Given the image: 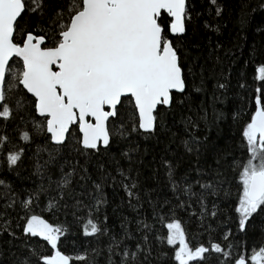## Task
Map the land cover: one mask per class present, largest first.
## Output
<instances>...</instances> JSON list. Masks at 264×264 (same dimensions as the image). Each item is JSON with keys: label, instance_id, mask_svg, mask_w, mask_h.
I'll use <instances>...</instances> for the list:
<instances>
[{"label": "snow or ice", "instance_id": "6c2138e0", "mask_svg": "<svg viewBox=\"0 0 264 264\" xmlns=\"http://www.w3.org/2000/svg\"><path fill=\"white\" fill-rule=\"evenodd\" d=\"M208 4L222 67L239 45L220 38L225 5ZM195 11L194 0H0V264H264V52L253 49L246 63L261 62L239 92L231 71L213 77L209 118L190 97ZM222 122L234 145L212 138ZM106 188L123 193L119 230ZM192 219L207 241L190 238Z\"/></svg>", "mask_w": 264, "mask_h": 264}, {"label": "trees", "instance_id": "16d2710c", "mask_svg": "<svg viewBox=\"0 0 264 264\" xmlns=\"http://www.w3.org/2000/svg\"><path fill=\"white\" fill-rule=\"evenodd\" d=\"M194 2L196 4V11L193 13V24L189 27V32L185 37V51L189 53L190 58L193 59V62L196 65L203 66L205 68V85L204 91L201 93L191 91L193 87H199L201 85V77L199 75L200 68L197 66L194 68V71L197 73L194 81H192V78L190 77V97L193 101V108L200 105L201 102H204L209 111V118H211L212 109L210 97L212 93V86L215 83L213 77L218 75L221 70H223L225 74L231 71V91L229 95H232L233 93L239 92L236 85L241 75H243L250 82L254 77V67L261 62L260 60H254L252 63H246L249 61V57L252 54L253 49L256 50L257 54L264 52V7H261L264 0H221V2L225 5L223 22L225 23L226 28L222 31L220 38L228 44L238 43L239 45V48L235 50V57L230 58L234 62L230 63L229 60H224L222 67H217L215 58L210 56L209 50V40L215 42L217 34L202 27L205 19L211 20L213 18L210 15V5L208 4V0H194ZM242 11L247 13L248 16V22L245 25H241L240 23ZM196 13H201L202 15L197 16ZM197 57L199 59H195ZM261 59H264V57H261ZM216 107L218 110H221V105L217 104ZM176 121L177 126L172 129L173 132L181 131L183 127V125L180 124L179 115H177ZM236 132L237 128L231 126V122H222L218 127L212 128L211 136L214 140H218V142L222 145H234V134H236ZM165 146H167V138H162L161 143L156 147V151L159 152V150ZM34 148L35 145L32 146L33 150ZM173 150H178L181 154L183 153V149H176L175 145H173ZM160 154L163 155L162 152ZM31 155L32 151L30 150L28 151L27 156L30 157ZM72 155L75 154L73 153ZM152 158V155L146 156L145 163ZM99 159L102 162H106L108 157L101 156ZM185 159H187V157H185ZM80 163L84 164L85 162L81 159ZM121 163L123 166L127 167L126 161H121ZM30 164L31 161L26 157L24 163L21 165V168H27ZM87 166L89 167V171L94 174L96 171L95 162ZM153 167H155V165H153ZM24 174L27 175V172ZM9 175L12 176L13 174ZM105 191L108 194L109 200L114 201L111 207L107 210L110 216L109 227H114L119 230V221L117 216L113 215L112 208L115 207V203L119 202V198L120 196H123V193L121 192L119 196H114L111 188H106ZM233 191L235 192L234 188ZM45 203H47V201H45ZM124 214L128 215V212L126 211ZM50 218L52 220H56V216H52ZM63 219L64 217L61 215L60 221H63ZM184 219L187 221L189 220V217L185 215ZM190 224L191 227L188 228V232L190 238H193L194 241H200L201 239L207 241L210 238L206 234L201 237V230L198 227L199 221L197 219H192ZM84 242L88 243V240L85 239ZM251 242L252 241L250 240V243ZM77 244H79V241H77ZM66 251L68 254H75L70 244L66 248Z\"/></svg>", "mask_w": 264, "mask_h": 264}]
</instances>
